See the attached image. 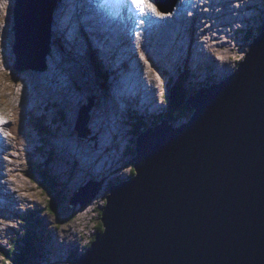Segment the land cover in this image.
Listing matches in <instances>:
<instances>
[{
	"label": "water",
	"instance_id": "water-1",
	"mask_svg": "<svg viewBox=\"0 0 264 264\" xmlns=\"http://www.w3.org/2000/svg\"><path fill=\"white\" fill-rule=\"evenodd\" d=\"M54 8L14 1L15 72L46 68ZM247 46L225 79L189 97L188 121L134 138V174L111 184L102 232L76 264H264V24ZM94 103L79 111L80 136ZM99 189L70 203L84 206Z\"/></svg>",
	"mask_w": 264,
	"mask_h": 264
},
{
	"label": "rangeland",
	"instance_id": "rangeland-1",
	"mask_svg": "<svg viewBox=\"0 0 264 264\" xmlns=\"http://www.w3.org/2000/svg\"><path fill=\"white\" fill-rule=\"evenodd\" d=\"M187 1V2H185ZM189 0L182 1L181 9L178 8L177 4H175V9L179 11V14L182 10L190 9L191 4L188 2ZM197 5L198 8L200 3L199 0H193ZM211 1V0H210ZM247 1V0H246ZM244 0L241 4H247ZM251 2H256L257 5L256 8H250L245 7L242 9V11H237L236 9L233 10L232 15H236L238 19L234 20L230 24L223 25L224 30L228 29V35L232 37L231 43H232V49L228 50V53L225 49L218 47V53L219 54H213V56L219 61L227 62V65L220 64L218 65V69L222 67V71L218 72L217 69L213 68L212 61L213 57L210 59L201 58L199 55V49H203L204 43H198L195 46V48L192 52L195 54L193 55L192 61H183L181 56H184L182 53L183 51L178 49L177 51L170 52L168 49L165 50L163 47V40H166L167 37L159 38L160 46L156 47L153 46L155 51L159 53L161 56V61L159 62V66L161 67V70L163 75L161 74V70L155 67L152 71L151 76L156 75L157 81L155 82L154 78L151 77V84H152V91L156 92V95L159 97L161 92H164L165 94L168 92L167 89L164 88L163 83H166V81L170 80L169 87L171 88L170 84L173 86L177 82L176 80L181 74V72L185 71V75L182 76V78L186 79L187 82L197 85L198 87H207V83H217L219 81H222L225 79L232 71L235 63L242 60L243 53L246 52L248 49L247 44L250 43L251 38L256 34L255 28H258V21L264 20V0L263 2H259L258 0H249ZM253 2V3H254ZM209 5V1H206ZM231 3L230 1H227L226 4ZM187 4L186 6H184ZM235 2H232L231 5H229V9L238 5L233 6ZM189 5V6H188ZM216 7V6H215ZM214 8L212 6L211 9L206 8L205 11L209 12ZM248 9V10H247ZM50 17V30H51V22H53L56 13H54ZM2 15V16H1ZM199 14H197L198 16ZM201 15V14H200ZM227 14H223V16L226 17ZM204 16V15H203ZM245 16V18H244ZM206 17V15L204 16ZM180 18V15H179ZM0 109L6 113L7 117L10 118L11 121H15V123L11 124V128L14 130V124L15 126V132H14V140L13 145H16V151L14 153V159L13 162L15 164L11 165L10 170L13 168H16L12 171L13 179L15 180V187L16 185L21 188L20 191L16 192V194L13 196V201L11 205V211H3L0 210V264L4 263L2 252L4 249L8 248L9 241L12 239L16 242L19 240H22V231L27 230V222L26 220H29L31 217H33L35 220L40 219L43 220L37 221L38 224H36L34 229L38 230V234H41L42 237H39V243L37 246V249L35 250L34 254L36 257H39L41 264H71L68 260L70 258V254L72 255L74 252H78L79 254L84 252L86 249L87 244L91 239H93L97 228L99 229L100 226V210L101 206L105 204L104 196H106L109 193V190L107 187L110 185V183L114 179H124L127 178L131 173L134 171L133 169V160L128 161L131 159L134 155V138H130L129 130L126 128L124 130L125 133L120 132L121 140L117 143V145H114V141L111 138L104 137L106 140V143H104L103 150L100 152H105L106 150L109 151L111 148V151L115 152L114 156L108 157L110 160H116V170L113 171L111 174L108 173H97L96 175H92L91 173L87 176L83 177L82 180H80L78 183H76L74 186H67L66 178H69L68 176H60L58 173V166L57 161H61L62 159H55L58 155V153L53 151V145H57L62 141H66L67 143H74L76 137H78V133L74 129V126L78 119V114L80 109L84 106H88L90 102L92 101V104L94 102V110H97L99 106H101L104 110L107 111V107L111 103L116 104L119 108H121V101L124 100L126 102V99H118L116 101H112L111 98L113 97V92L116 93L119 92V76H115V72H119L121 74L122 70L125 69V65L123 66L122 63L119 65H114L112 63H108L109 67L107 70L108 75V82H106L107 89H111V93H107L105 91V88L100 91L99 88H102L101 83H94V86L91 89V93H87L84 90V82L81 80V76L84 80L90 79V71H85V75L83 74V68L86 66V63L84 60L80 57L81 53L85 54L83 48L77 46V38L74 37V41L68 40L66 34L64 38L52 30L50 31V36L52 37V33L55 34L57 37L62 39V43L58 42L56 38L57 45H53V48H56L57 50L50 51L46 58V64L47 66L52 65V60L58 59L60 60L61 54L65 53L66 55L63 56V58L67 60L73 61L72 67L65 68L66 70L71 69L73 72V78L78 79L79 84L75 85L71 81L68 72L64 71V67H60L59 70L62 71V75L65 76L67 84L63 83L61 85L63 88V93H57L53 94L52 99L56 101V105H53L51 103V106H49L47 109L44 108V105L46 102L40 105V107H34L35 105V98H31L29 100H26L25 98V85H29L30 83L27 80L21 81L22 78L21 75L24 73H30L33 75L35 72L34 70L29 71H22V72H15V75L10 77L9 73L10 70L13 68L15 64V56L13 53V45L15 43V30H14V0H8L5 3V0H0ZM205 19V18H204ZM222 20V19H220ZM56 24H59L56 28H60L63 24L60 22H56ZM210 23L206 22L205 26H209ZM64 26V25H63ZM192 27L195 28L194 32L196 31L197 26L192 25ZM201 28V27H200ZM250 31L251 36L248 37V32ZM259 31V30H258ZM184 34H182V37H179V42L177 43L182 44L183 42L186 45V42L184 41ZM192 42H194L195 37L192 33ZM205 37H207V34H205ZM215 42H213L214 44ZM189 44V43H188ZM52 46V43L50 44ZM177 46V45H173ZM89 48V47H87ZM104 52H110L111 50L108 49H102ZM87 51V49H86ZM118 52V49L115 50ZM147 51V50H146ZM122 54L124 52L120 51ZM136 53H137V47H136ZM142 53V52H140ZM33 54V53H32ZM50 54L54 55V58L50 56ZM138 54V53H137ZM186 54V53H185ZM141 55V54H140ZM142 55L145 57V54L142 53ZM153 56L150 54V57ZM164 56V57H163ZM170 60L171 62H168ZM143 62V60L141 59ZM88 62V61H87ZM130 65L132 64V56L129 60ZM144 63V62H143ZM172 65V67H170ZM86 68V67H85ZM171 68L173 71H171ZM178 68V69H177ZM87 69V68H86ZM169 70V71H168ZM182 70V71H181ZM79 71V72H78ZM18 74V75H16ZM88 75V76H87ZM68 77V79H67ZM170 78V79H168ZM92 79V78H91ZM49 85H53L52 82L49 83ZM111 86V87H109ZM50 87V86H49ZM53 87V86H52ZM45 89V90H44ZM65 89V91H64ZM41 90V91H40ZM38 91L43 93L45 97L52 92V88H39ZM69 92L71 94L76 93L79 96L80 100L77 104L75 103V100L73 102V109H68L66 107V92ZM167 91V92H166ZM22 93L23 96L20 94ZM87 94V95H86ZM99 94V98L103 97V100L98 99L96 96ZM119 94V93H118ZM138 92L134 91L133 94H131L132 98L128 99L132 101L131 104L134 105V110H132V113L136 111L135 113L138 116L144 117V123H146L147 126L152 124V127L154 126L153 120L158 117L159 114H161L164 111L165 103L164 101L160 100L158 98V104L155 107H150L143 105V103H139V98L136 97ZM96 95V96H95ZM120 95V94H119ZM88 97V98H87ZM23 99L25 101H23ZM87 102L85 103V101ZM167 101V100H166ZM69 102V100H68ZM75 103V104H74ZM128 104V102H126ZM124 108V107H122ZM157 109V110H156ZM191 109V108H189ZM58 110V112H57ZM160 112V113H159ZM92 110L90 112V120L86 124V129L89 130V125L92 123ZM156 113V117H154ZM69 114H71L72 120L69 122V124H62L56 127V123H52L50 116L56 115L59 117V115L63 119H68ZM41 115V116H40ZM94 115V113H93ZM110 118H113L110 114H108ZM175 116V117H174ZM174 116L169 118V123L173 124L172 126H178L181 122L184 123V119L187 117H180L178 114H174ZM121 121V119H119ZM129 121L132 122V119L125 117L124 122L127 124ZM137 121V120H136ZM62 123V122H61ZM114 123V122H113ZM110 123L111 125L113 124ZM36 124V127L34 126ZM110 125L109 131H114V128H112ZM142 125V123H140ZM40 126V128H39ZM38 127V128H37ZM126 127V126H125ZM44 130H43V129ZM39 129V130H38ZM47 129V130H46ZM54 129V130H53ZM64 129L68 132H74V136L72 137H62L60 136V131ZM99 130V128H96ZM104 131V129H100ZM118 131V130H117ZM136 133H139L138 130H134ZM88 132V131H87ZM108 132V131H107ZM119 132V131H118ZM91 134V131L90 133ZM132 139V140H131ZM131 141V142H130ZM124 143L126 145L124 146ZM69 147H73V144L68 145ZM129 146V147H128ZM121 148H124V151H126L125 154L120 153L122 151ZM127 149V150H126ZM29 151H32V153H28ZM96 153V154H89L88 157L85 156V158L80 157L81 160H86L92 165L91 167H94L96 165H102L103 160L106 158L105 154L103 153ZM28 153V154H27ZM80 156L81 154H85L84 152H79ZM107 153V152H106ZM78 155V154H77ZM128 161V162H127ZM88 163V164H90ZM61 164V163H59ZM104 166V165H103ZM102 166V167H103ZM64 168L69 171L71 168V164L64 165ZM46 172V175L50 178L51 176H55L56 178L60 180V186L58 188L63 191V200L61 203V209L56 215H52L48 212V207L53 205L52 198L51 200L46 203V199L48 196L44 194L40 187V180L37 182V178H39L40 172ZM54 174V175H53ZM122 180H117L116 183L120 182ZM63 183V185H62ZM94 184H98L100 186V196L96 197V195L93 199V201L88 202L84 206L80 205V203L71 204L70 200L73 198L74 194L78 191V189H90L94 186ZM85 187V188H84ZM98 191V192H99ZM75 192V193H74ZM90 203V204H89ZM26 206H30L28 208H25ZM35 206V207H34ZM51 208V207H49ZM80 208V209H79ZM78 210V211H77ZM79 211L86 212L87 215L83 218H79L78 213ZM34 212V213H33ZM37 216H36V215ZM23 216L25 219L22 222V226L19 227L20 221L17 219ZM13 228H16L18 230H13ZM64 229V233H61V229ZM59 231V233H58ZM17 232V235L15 233ZM48 232V236H47ZM45 233V234H44ZM58 234V235H57ZM60 234V235H59ZM15 235V236H14ZM65 235V236H63ZM49 237L48 242L44 240V237ZM38 259V260H39ZM50 260V262H48ZM38 262L37 264H40ZM35 263V262H34ZM31 262V264H34Z\"/></svg>",
	"mask_w": 264,
	"mask_h": 264
},
{
	"label": "bare ground",
	"instance_id": "bare-ground-1",
	"mask_svg": "<svg viewBox=\"0 0 264 264\" xmlns=\"http://www.w3.org/2000/svg\"><path fill=\"white\" fill-rule=\"evenodd\" d=\"M6 1H8V0H5V3H6ZM242 1H244V0H234L235 4H233V6L236 5V3H238L237 7L234 6L230 9L228 8L229 5L222 8V9H218L217 7H214L211 11L207 12L204 10V13L201 14L204 16L206 15V17H205V19L200 20L199 25L197 26V28L200 29L197 38H201L200 39L201 42H203L205 45H204L203 49H201V50L199 49V55L201 58H206V59H210L213 57L212 66H213V68L217 69L218 72L222 71V67L220 69H218L219 62H220V64H223V66L227 65L228 63L222 62L221 60L218 61L213 56V54H219L218 53V47L225 49L227 53H228V50H230V49L233 50L234 47H232V43H231L232 37H230L228 35V32H229L228 29L224 30L223 25L230 24L234 20L238 19V17L236 15H232L233 10L236 9L237 11H242V9L246 7V5L250 6L252 4L249 0H247V1L245 0L247 4L242 5L241 4ZM261 1L263 2V0H259V2H261ZM185 2H187V1H185ZM76 3H77V5H79V7L81 9H83L86 12H92V10H93V4L88 2L87 0H76ZM146 3H148V2H146ZM186 5L187 4H185L184 6H186ZM207 5H208L207 3H204V4L200 3L199 7L203 8L204 6H207ZM133 9H134V7L132 6V10ZM199 10H200V8H199ZM201 10L203 11V9H201ZM176 13L178 14V17H179L180 14H179L178 10ZM223 14H227L226 17L223 16V18H222ZM51 15H53V12ZM156 16L158 17L159 20L164 22L165 27L168 30V32L164 31L161 35L163 37H167L166 40H163V47L165 48V50H168L170 48L173 49V50L169 51V53H170V52H174V51H177L178 49H180L183 51L182 53L184 54V56H181L182 60L186 61V62H188L190 60L192 61L193 55H195L192 51L195 48H197L196 46H194L196 44H192V43H194V42H192V37L190 39L191 43H189V44L186 43V45H185L184 42L182 44H179V45L177 44L179 42V37H182V28L181 27L175 28V26H174L175 24L172 25V21H173V19H175L176 14L174 12H169V13H166L164 15V14H161L159 12H156ZM244 18H245V16H244ZM220 19H222V20H220ZM206 22H209L210 25L205 26ZM58 25L59 24H56V20L54 18L53 22H51V30L64 38V36L66 34L64 26L62 25L58 29V28H56ZM1 30L2 29H0V33H1ZM190 30H191V35H192V33L194 35L195 28L191 27ZM98 33H99V31H98ZM205 34H207V37H205ZM161 36L158 35L153 39V46H156V47L160 46L159 38H162ZM184 41L186 42L185 39H184ZM213 42H215V43L213 44ZM94 45L96 46L94 41H89L88 43H86V47L91 46L94 51H97V49L95 48ZM173 45H177V46H173ZM106 47L108 50H112V49H110V46H108L107 44H106ZM81 48H83L84 52L86 53L85 46L81 47ZM115 49H117V48L115 47ZM52 50L56 51L57 49L52 48ZM98 51L101 53V55H105L104 50L98 49ZM28 53L31 57L34 55V52L32 50H30ZM124 53L122 54V56L124 55ZM137 53L139 55L141 54L140 55L141 59L144 62V63L143 62L142 63L145 64L146 63L145 58H147V56H148V51H146V49L143 50L145 57L142 55V53L138 52V50H137ZM125 55H128L129 60H130L132 54H129V53L126 54L125 53ZM50 56L52 58H54L53 54H50ZM51 62H52L51 66H47V64H46V68L44 70L37 71L33 75H31V72L30 73L26 72L23 75H21V77H22L20 79L21 81H23L25 79L30 83V86L25 85V88H26L25 98H26V100H29L31 98H35L34 107H40V105L43 104L44 102H46V104L44 105L45 109H47L49 106H51V103H53V105H56V101H54L52 99V95H47V97H45V95L40 92L41 90L38 91L39 88H42V87L48 88V89L52 88L53 93L57 94V93H63L62 86H66V84L61 85L62 82L65 83V81H66L65 76L62 75V71L59 70V68L61 67V65H60L61 61L58 59H55V60H52ZM168 62H171V61L168 60ZM108 63H111V62H108ZM108 63L106 65L107 68L109 67ZM122 65L124 66L125 62H122ZM72 66H73V64H71L70 67H72ZM156 67L161 70V67L159 65H157ZM170 67H172V65H170ZM85 71H88V70L86 68H83V74L84 75H85ZM162 71L163 70H161V74L163 75ZM171 71H173L172 68H171ZM185 71H186V68L184 69V73H185ZM114 75L119 76L120 73L117 71L114 73ZM148 76H149V72H148ZM155 76L156 75H153L151 77L154 78V80L156 82L157 78ZM151 77H150V79H151ZM129 79L132 81L131 76L129 77ZM81 80H82V82H84V90L87 93L88 92L91 93V89L94 86V81L91 78L86 81L82 78V76H81ZM50 82L53 83V85H52L53 87L51 85H49ZM150 83H151V80H150ZM150 83H149V87L152 89V84H150ZM109 87H111V86H109ZM133 92H129L126 96L123 97L122 93H119L120 94L119 95L118 93H116L114 91L113 97L111 98V100L116 101L118 99H126V102H128V104H131L132 101H130L128 99L132 98L131 94H133ZM153 92H154V96H156L158 98V96L156 95V92L155 91H153ZM92 95H94V94H92ZM96 97L98 99H100L99 94ZM136 97L139 98V103H143V105H146L142 101L139 92L136 95ZM65 99L67 102L66 107L68 109L74 108L72 101L75 100V103L77 104L80 100H82V99H79V96L76 93L71 94L68 91L66 92V98ZM68 100H69V102H68ZM146 106L148 107L149 105H146ZM152 106L155 107L157 105H150V107H152ZM134 109L135 108L133 107V110ZM97 110L104 115L103 122H101V120H99L100 117L97 114L93 115L94 118L92 120V123L89 125L90 128H89V130H87L88 132L84 136L78 135V137H76L74 143H70V144H73V147L68 146L70 144L67 143V140L62 141L57 145H53V147H52L53 151L58 153V155L55 159L56 160L59 158L62 159L61 161H57V163H58L57 166L59 165L58 166L59 175L60 176L64 175V176L69 177V178H66V180H64L66 182L67 186H74L76 183H78L80 180H82L83 177L87 176L90 173L92 175H96L97 173L111 174L117 168L116 164H115L116 160L115 159L110 160L108 158V157L114 156L115 152L111 151V148L109 149V151L108 150H106L105 152H100V151L103 150L104 143H106V140L104 137L112 138V136L114 135L116 142L118 143L121 140L120 132L121 133H125V132H123L121 129L117 128V130L119 132L118 131H116V132L110 131L111 133L108 134V132L105 130H106V128L110 127V123L111 122L113 123L114 120H113V118H110L108 116L107 111L104 110L101 106H99L97 108ZM57 112H58V110H57ZM94 112H95V110H93V113ZM135 113H137V112L135 111L134 114ZM50 119H51L52 123H56V126H55V130H56L57 129L56 127H58L59 125H62V124L65 125L67 123L69 124V122L72 120V117H71V114H69L68 119H63L60 115H59V117H57L56 115H51ZM130 124H132V122H130ZM96 128H99V130H97ZM100 129H104V131H102ZM90 131H91V134H89ZM60 136L72 137V136H74V132H72V131L68 132L67 130L62 129L60 131ZM125 145H126V143H124V146ZM121 149H122V151H120V153H123L124 148H121ZM80 151H81V153L82 152L85 153V154H81L82 157H85V156L88 157L89 154H96V153L100 152V153L105 154L106 158L103 160L101 166L98 164L94 167H91L90 165H92V163H90L86 160L80 159V155H79ZM28 153H32V151H29ZM59 163H61V164H59ZM88 163H90V164H88ZM65 164H67V165L71 164V169H69V171L64 168ZM99 193H100V191L97 193L96 197H98V195L100 196ZM96 197H93V199ZM55 198H57V197H55ZM93 199L91 201H93ZM53 202H54V200L52 199L51 203H53ZM77 213H78L79 218H83V219L87 215V211L86 212L79 211ZM64 232L65 231L62 228L60 234L64 233ZM58 233H59V231H58ZM47 236H48V232H47ZM63 236H65V235H63Z\"/></svg>",
	"mask_w": 264,
	"mask_h": 264
},
{
	"label": "trees",
	"instance_id": "trees-1",
	"mask_svg": "<svg viewBox=\"0 0 264 264\" xmlns=\"http://www.w3.org/2000/svg\"><path fill=\"white\" fill-rule=\"evenodd\" d=\"M259 29H260V27H259ZM259 29H257V28L255 29L256 33L257 32L259 33V31H258ZM251 34L252 33H250V31H249L248 37L251 36ZM255 37H256V35L253 36V39ZM97 73L102 76L103 81L105 83L108 82V79H107L108 75L107 76L102 75L101 72H97ZM170 86H171V88L168 86V88H169L167 90L168 92L166 91L167 93L164 96V103L165 102L166 103L164 106V111L158 115V121H160L162 119L169 121L170 117L172 119L174 114H178V115H180V117H183V116L187 117L186 119H184V121L186 122V121H188V119L192 113V108L189 107L190 105L188 104L187 101H188L189 97L194 95L199 88H198V86H193L192 84H186V81L184 79H180V81H178L175 85L172 86L170 84ZM104 87H105V91L108 93V89H107L106 84ZM104 87H103V89H104ZM189 108H191V109H189ZM139 121H140V118H138V121L136 123H134V125H133L134 130L139 131V127H140L138 125ZM153 124L155 125V122ZM176 127H178V126H176ZM39 128H40V126H39ZM133 152H134V155H133V157H134L136 155V148H134ZM125 153H126V151H125ZM132 163H133V169H134V162H132ZM134 171L129 176H132L134 174ZM37 179H38L37 182L40 180V187H41L42 192L48 196V198L46 199V203H48L51 200V198L54 200V204L49 206L51 208L48 207L47 213H50L52 215H56L59 212V210L61 209V203L63 200V198H62V196H63L62 187H61V189L58 188L60 186V180L58 179V177L56 178L55 176H51V175L49 178L46 175L45 171L40 172L39 178H37ZM117 180H122V179H120L119 177H118V179L116 178L114 180L115 183L117 182ZM62 185H63V183H62ZM110 188H111V183L109 185V189ZM55 197H57V198H55ZM100 215H101V210H100ZM38 220L39 219L35 220L33 217H31L29 220H26L28 226H27V230H23L21 233L23 236L22 240L15 242L12 239L11 241H9L8 248L4 249L2 252V255L4 257L3 258V260H4L3 264H31V262L32 263L35 262L34 264L38 263L39 257H36L35 255L31 256L32 254H34L35 250L37 249V246H38V243L40 240L39 237H42L41 234H38L39 233L38 230L34 229L36 224H38L37 223ZM102 229H103V227H102V223L100 220L99 229L97 228V231H96L93 239H91L89 241V243L87 244L85 249H88L89 247H91L96 236L100 232H102ZM75 259L76 258L73 257L72 260H70V263L76 264ZM53 264H56V263H53Z\"/></svg>",
	"mask_w": 264,
	"mask_h": 264
},
{
	"label": "snow or ice",
	"instance_id": "snow-or-ice-1",
	"mask_svg": "<svg viewBox=\"0 0 264 264\" xmlns=\"http://www.w3.org/2000/svg\"><path fill=\"white\" fill-rule=\"evenodd\" d=\"M127 3L131 4L141 15H145L151 8V5L146 3V0H127ZM151 10L155 11V9Z\"/></svg>",
	"mask_w": 264,
	"mask_h": 264
}]
</instances>
